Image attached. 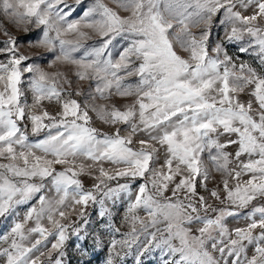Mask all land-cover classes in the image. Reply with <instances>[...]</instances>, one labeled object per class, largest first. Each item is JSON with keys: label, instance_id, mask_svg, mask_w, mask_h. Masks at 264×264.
Masks as SVG:
<instances>
[{"label": "snow or ice", "instance_id": "snow-or-ice-1", "mask_svg": "<svg viewBox=\"0 0 264 264\" xmlns=\"http://www.w3.org/2000/svg\"><path fill=\"white\" fill-rule=\"evenodd\" d=\"M83 4L0 0V33L7 38L0 53L9 56L0 61V216L32 200L45 181L57 194L40 195L39 207L0 236V264H62L69 228L86 238L68 218L74 214L87 225L89 202L100 204V217L110 216L105 199L131 197L136 180L142 182L125 216L131 230L111 240L104 264L122 261L128 253L118 246L130 251L140 233L148 238L136 264L153 249L169 257L164 264H264V203H253L264 201V0H91L79 18L69 19ZM216 23L227 27L213 44ZM8 25L24 33L41 29L30 47L42 49L41 56L54 54L48 68L57 70L24 64L31 57L20 53ZM94 38L97 43L86 48ZM117 38L126 46L113 59ZM225 41L240 43V53L252 50L256 66L237 63ZM59 65L69 66L78 81H95L94 89L86 96L74 88ZM25 73L30 105L21 102ZM131 77L135 83L127 82ZM74 95L86 98L81 103ZM114 96L124 103L118 106ZM45 101L58 110L50 112ZM90 112L110 131L93 126ZM29 125L32 135L47 130L45 138L32 142ZM212 169L223 177L224 196L217 190L209 196L225 207L197 192L198 178L208 191ZM94 172V191H86L80 177ZM118 178L129 183L109 186ZM249 206L247 225L230 230L226 218ZM141 209L147 220L138 215ZM34 235L39 238L32 242ZM49 237L55 242L45 253Z\"/></svg>", "mask_w": 264, "mask_h": 264}, {"label": "rangeland", "instance_id": "rangeland-1", "mask_svg": "<svg viewBox=\"0 0 264 264\" xmlns=\"http://www.w3.org/2000/svg\"><path fill=\"white\" fill-rule=\"evenodd\" d=\"M91 2V0H84V4L78 7H75V11L73 12L72 16L69 17V19H77L80 15H82V12L87 7V5ZM105 2H109V0H105ZM70 4L74 5V0H69ZM75 6V5H74ZM251 9L249 10V12ZM245 14H249L246 12ZM222 18V17H221ZM0 19H3V17H0ZM7 23V22H6ZM225 26L219 25V23H216L213 27V35H212V43L219 42L220 40L224 39L225 37ZM8 28L13 36L17 38V45L19 47V51L21 54H25L31 57L30 60L25 61L24 64H30V63H36L39 64L41 67L45 68V70H57V69H49L48 65L51 62L52 59H54V54L44 53L42 56L38 55V53L43 52L42 49H33L30 47L32 43H35V41L42 36L41 29L36 28L35 26H32L31 31L29 33H24L23 31H20L15 28L13 25H8ZM6 37L3 36L2 33H0V49H3L6 41ZM249 38L245 37V43L247 42ZM98 38H94L93 40H90L86 43L85 47H91L97 43ZM226 44V50L228 51V54L233 56L234 60L237 63L240 62H247L251 63L254 66L257 64V57L254 55V52L250 50L248 53H240L238 51L239 47L241 46L240 43L236 42H227ZM126 46V42L123 41L120 38H117L116 41H114V46L112 48L113 53V59H117L119 56L120 51H122L123 47ZM83 49H81L80 52L74 53V55L79 58L83 55ZM9 56L7 53H0V61L7 62ZM59 71L63 72H69L70 79L73 81V87L80 86L83 88V91L85 92L86 96L89 92H91L95 87V81L89 82V81H78L76 77L72 74L71 71H69V66L67 65H59L58 66ZM30 79V74L25 73L22 77V84L20 87L24 90L25 95L21 97V102H27L29 105L32 103V94L28 87V81ZM137 80L136 77H131L128 79V83H135ZM86 96L76 97L75 95L73 98L78 99L81 101V103L84 102ZM247 97H245L246 99ZM114 101L119 105L124 103V101L121 100L120 97H113ZM44 106L48 108L50 112H56L58 110V105L55 103L49 104L47 101L44 102ZM90 115L93 117V126L100 128L104 131H110L109 127L107 125H104L101 121H99L96 118L95 113H91ZM25 123H28L27 121ZM29 131V138L32 142H37L41 139H44L47 135V130L44 132H41L38 135H32L31 134V128L29 125L28 128ZM54 131V130H53ZM230 152L235 151V146L227 149ZM244 159H247L244 157ZM204 160L208 162V154L205 152L204 154ZM59 168V166H57ZM106 168H111V165H105ZM209 167H211L209 163ZM97 173H93L92 175H84L81 176L80 179L83 182L84 189L86 191H94V185L97 183L95 180V175ZM248 176H244L241 178V181L248 179ZM142 181L136 180L131 181L132 186V196L129 197L127 193H121L119 197L114 198L113 200H107L105 199V207L109 210L110 216L106 215L105 217H100L99 213L101 211V206L99 203H92L89 202V205L86 209H84L87 219V225H84L83 221L79 216L71 215L68 220L66 221L70 225L77 226L79 225L84 231L82 232V235H85V239L81 240L78 239L77 236L72 234L73 228H69V239L66 241L64 246V252L65 256L62 257V264H104L105 259L108 256L109 249H110V243L112 239L121 240L123 239V233H127L131 230V225L128 221L125 220V216L127 215V207L130 203L131 199H134V195L136 192V189ZM123 183H129L128 180L125 178H118L117 180L110 181L109 186L116 187L118 184ZM235 181L230 180V185L234 184ZM45 187L42 190L41 193L36 194V196L33 197L32 200H30L26 204L18 205L16 206L15 210L12 212L11 215L6 216H0V236L5 235L10 228L13 225V222L15 220H22L25 213L28 211V209L32 206L39 207V196L45 195L49 198H55L57 194L55 193L54 189H52L50 183L48 181L44 182ZM208 185V191H205V189L201 186V181L197 180V192L200 195H204L208 199V203L212 204L215 207H225L226 204H221L219 200H216L213 197L209 196V192L211 190H217L220 192L221 196H224L223 192V177L220 173L215 172L214 169H212V174L210 179L207 182ZM97 195V199L99 200L101 198L100 193H95ZM168 195H171L169 192ZM255 205H259L260 203H264V201L257 200L253 202ZM251 207L249 206L248 209L239 210V215L228 217L226 218L225 223L227 224L228 228L230 230L235 229L237 227H245L247 223L249 222L247 219V214L251 211ZM68 211H71V209H67ZM204 214L203 212L201 213ZM138 215L141 217V219L147 220V213L144 210H139ZM208 215L210 217H214L216 213H213L209 211ZM45 226H48L47 220H44ZM29 226H34V221L29 223ZM158 227H162V225H158ZM118 228L120 231L116 232L114 229ZM137 228L139 230L140 225L137 224ZM149 232L155 231L153 228L148 229ZM256 233H259V229L256 230ZM39 238L38 236L34 235L30 239L32 242L35 241V239ZM147 235L140 233L139 235V242L138 244H134L129 251L128 249L124 248L121 249L118 246V250L121 251L122 255L127 252V255H124L123 260H117V264H136V257L138 255V252L140 248L144 245V243L147 240ZM94 241H98L99 243H94ZM55 242V239L53 237H49L48 240L45 242L47 247H41V251H44L45 253L51 249V244ZM79 245V247H78ZM254 248L252 245L248 248V254L249 256L252 254ZM39 253H37L38 255ZM58 258V253L53 252V260ZM45 261L47 260V257H42ZM169 257L161 250V249H153L149 252H145L142 256H140V264H164L165 260H168Z\"/></svg>", "mask_w": 264, "mask_h": 264}]
</instances>
